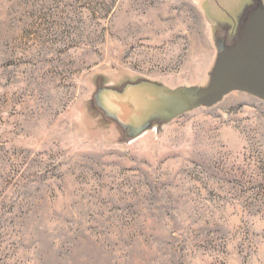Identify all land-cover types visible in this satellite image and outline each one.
I'll use <instances>...</instances> for the list:
<instances>
[{
	"label": "rangeland",
	"instance_id": "1",
	"mask_svg": "<svg viewBox=\"0 0 264 264\" xmlns=\"http://www.w3.org/2000/svg\"><path fill=\"white\" fill-rule=\"evenodd\" d=\"M248 2L0 0V264H264V101L128 142L88 103L98 77L204 84L207 19Z\"/></svg>",
	"mask_w": 264,
	"mask_h": 264
},
{
	"label": "water",
	"instance_id": "2",
	"mask_svg": "<svg viewBox=\"0 0 264 264\" xmlns=\"http://www.w3.org/2000/svg\"><path fill=\"white\" fill-rule=\"evenodd\" d=\"M207 21L215 58L204 84L171 87L144 77L115 84L95 79L90 110L118 142L135 140L196 108H211L231 92L264 101V0H249L232 23Z\"/></svg>",
	"mask_w": 264,
	"mask_h": 264
}]
</instances>
